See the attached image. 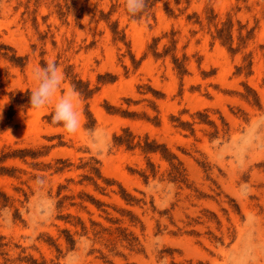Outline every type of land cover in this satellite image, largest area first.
<instances>
[{
    "label": "rangeland",
    "instance_id": "1",
    "mask_svg": "<svg viewBox=\"0 0 264 264\" xmlns=\"http://www.w3.org/2000/svg\"><path fill=\"white\" fill-rule=\"evenodd\" d=\"M3 105L0 264H264V0H0Z\"/></svg>",
    "mask_w": 264,
    "mask_h": 264
},
{
    "label": "clouds",
    "instance_id": "2",
    "mask_svg": "<svg viewBox=\"0 0 264 264\" xmlns=\"http://www.w3.org/2000/svg\"><path fill=\"white\" fill-rule=\"evenodd\" d=\"M124 6L130 16H137L146 9L147 0H124ZM32 79L35 87L31 90L30 106L42 109L53 100L57 88L62 82V73L54 60H48L43 67L33 69ZM75 94L68 92L56 100L51 114L54 124H61L67 133H76L80 127V116L75 103ZM3 106H0L2 117Z\"/></svg>",
    "mask_w": 264,
    "mask_h": 264
},
{
    "label": "trees",
    "instance_id": "3",
    "mask_svg": "<svg viewBox=\"0 0 264 264\" xmlns=\"http://www.w3.org/2000/svg\"><path fill=\"white\" fill-rule=\"evenodd\" d=\"M112 29H113V32H114V33L117 32V31H116V28H113V27H112ZM222 32H223V27H221V28H219V29L217 30V35H221ZM154 55H155V56H161L162 54L154 53ZM22 58H23V57H15L14 55H12V56L10 57V59L13 60V61H21ZM174 61H175V63H176L177 68L179 69V72H181V73L184 72V70L181 69V67H182V63H181V62H178L177 58H174ZM79 83H81L80 80H78L76 84H79ZM75 88H76V89H80L79 86H76ZM82 91H84V90H82ZM18 94H19L18 96L24 95L23 93H18ZM25 94H27V95L30 96L31 91H26ZM18 96H17V97H11V107H14V106H17V105H21V104L24 103V101H27V104L30 105V104H29L30 100H26V99L18 100V99H17ZM115 140L118 141V143H122V142H123V140H122V138H121L120 136L115 137ZM143 149L146 150V151H149V152H155V151H157L158 146L155 145V144H153V143H146V144L144 145ZM162 149H163V150H161V152L163 153V155H164L165 157H166V156H167V157H171V158H172V157H175L173 154H168V153L166 154V153H165V152H167L166 148H162ZM127 196H128V195H127ZM67 241H69V242H73V239L71 238V236H67Z\"/></svg>",
    "mask_w": 264,
    "mask_h": 264
}]
</instances>
